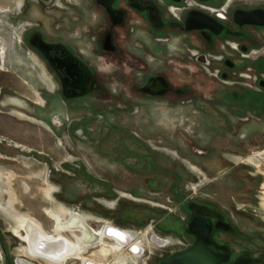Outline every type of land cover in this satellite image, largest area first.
<instances>
[{
    "label": "rangeland",
    "instance_id": "obj_1",
    "mask_svg": "<svg viewBox=\"0 0 264 264\" xmlns=\"http://www.w3.org/2000/svg\"><path fill=\"white\" fill-rule=\"evenodd\" d=\"M55 20L54 1L0 0V264H157L184 246L185 199L211 201L248 234L264 235V115L247 125L239 115L230 131L219 115L196 111L187 123L184 114L138 115L112 105L98 116L95 102L75 126L69 120L79 113L59 102L52 69L25 41L31 22L53 33ZM54 211L62 214V235L75 241L84 231L81 255L63 263L28 246L27 223L53 235ZM74 213L80 221L71 225ZM106 224L129 233V243L91 236ZM132 243L142 252L130 251Z\"/></svg>",
    "mask_w": 264,
    "mask_h": 264
},
{
    "label": "flooded vegetation",
    "instance_id": "obj_2",
    "mask_svg": "<svg viewBox=\"0 0 264 264\" xmlns=\"http://www.w3.org/2000/svg\"><path fill=\"white\" fill-rule=\"evenodd\" d=\"M49 1L53 33L31 22L25 41L52 69L59 102L79 113L69 120L75 126L95 102L98 116L112 105L138 115L184 114L187 123L192 112L219 115L230 131L239 115L242 125L264 115V0ZM183 203L184 246L157 264L194 243L186 228L193 217L212 227L207 246L221 258L217 264H264V235L248 234L211 201Z\"/></svg>",
    "mask_w": 264,
    "mask_h": 264
},
{
    "label": "bare ground",
    "instance_id": "obj_3",
    "mask_svg": "<svg viewBox=\"0 0 264 264\" xmlns=\"http://www.w3.org/2000/svg\"><path fill=\"white\" fill-rule=\"evenodd\" d=\"M53 218L55 219V234H50L49 232L45 231L42 226H40L37 222L29 221L27 223V229H28V246H30V251L35 254H39L41 256H45L49 259H52L53 261L57 263H63L66 258L71 256L78 257L81 255L82 250L84 249L82 245L81 238L84 237V231L82 230L81 234L76 235L75 241L70 240L66 236L62 235L60 232L65 230V223L62 220V214L59 211L52 212ZM79 216L77 214L71 215V220L68 222L71 225H75L77 221L79 220ZM82 221V219H81ZM84 222V221H83ZM85 223V222H84ZM107 226L104 228V234L96 236V231H93V234L91 236L99 237L100 240H103L102 237H110L115 239L116 243L120 246H123L125 244H128L131 240V235L125 231H119L115 229L114 227H110L107 229ZM79 229V228H78ZM107 229V232H105ZM67 230V228H66ZM70 232L73 234L75 233L73 230L69 229ZM85 232L87 233L86 236L89 237V231L85 229ZM157 242L161 243L162 240L157 238ZM88 244V243H87ZM86 245V244H85ZM105 248V246H104ZM102 248L103 252L106 250ZM139 249L138 246H134L132 248L133 252H137ZM29 251V252H30ZM73 256V257H74ZM88 259L85 260L87 263ZM84 262V263H85ZM85 263V264H86ZM88 264H93L92 262H88Z\"/></svg>",
    "mask_w": 264,
    "mask_h": 264
},
{
    "label": "water",
    "instance_id": "obj_4",
    "mask_svg": "<svg viewBox=\"0 0 264 264\" xmlns=\"http://www.w3.org/2000/svg\"><path fill=\"white\" fill-rule=\"evenodd\" d=\"M186 228L195 235L194 243L184 251L171 253L159 264H217L221 258L214 254L207 246L212 232V227L207 223V220L202 217H193ZM107 229L105 232H107ZM117 230L122 232L121 229L117 228ZM134 246H138V252H142V248L137 243L130 244V251Z\"/></svg>",
    "mask_w": 264,
    "mask_h": 264
}]
</instances>
